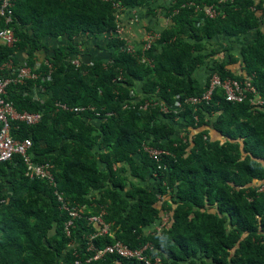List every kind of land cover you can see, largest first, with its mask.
I'll use <instances>...</instances> for the list:
<instances>
[{"label": "trees", "instance_id": "trees-1", "mask_svg": "<svg viewBox=\"0 0 264 264\" xmlns=\"http://www.w3.org/2000/svg\"><path fill=\"white\" fill-rule=\"evenodd\" d=\"M155 2L12 0L11 20L0 15V30L11 27L16 37L0 43V77L16 75L21 52L39 74L6 88L18 111L41 114L36 124L13 120L11 134L32 139L34 160L54 165L57 189L80 213L72 219L45 179L25 174L21 157L0 162V264H144L113 254L88 261L92 215L109 225L91 240L96 249L120 240L131 249L150 244L162 264H264V106L227 101L219 87L208 101H185L202 94L214 70L249 76L264 94V2L174 0L165 8L170 26L148 52L113 38L98 45L108 57L81 53L75 37L117 30L115 3L152 13ZM208 4L222 14L207 16ZM218 38L224 45L215 48ZM145 143L170 154L156 162ZM165 214V226L147 233Z\"/></svg>", "mask_w": 264, "mask_h": 264}, {"label": "built area", "instance_id": "built-area-1", "mask_svg": "<svg viewBox=\"0 0 264 264\" xmlns=\"http://www.w3.org/2000/svg\"><path fill=\"white\" fill-rule=\"evenodd\" d=\"M0 15L5 17V21L9 22L12 18V11L11 6L13 5L12 0H0ZM232 2L233 0H229ZM228 0H217V4H220L221 6L225 3H227ZM117 9L116 14V23L118 24L117 30L111 31V32H120L122 25L119 22V15L120 12L123 9V7L119 3L114 4ZM178 10L174 9V12L172 14H175ZM203 11L207 16L214 17L217 14H222L217 5L215 4H208L203 7ZM167 17V16H166ZM168 18V17H167ZM168 21L170 18L167 19ZM170 22V21H169ZM109 33V32H107ZM160 32L157 31H147L143 38V43L141 46V49L143 51H149L154 44L158 42L160 39ZM115 38H121L119 35ZM122 39V38H121ZM16 41L14 30L11 27H6L4 29L0 30V43L6 44L8 46H12L14 42ZM127 49L129 52H135L138 48L135 43L126 42ZM146 55L144 56V61L147 62V64H151V58ZM73 64L75 66L81 65V57L78 56L75 59L72 60ZM39 74L32 72L30 68H22L18 71L16 80H19L20 82H25L26 79H37ZM24 78H26L24 80ZM12 81H15L12 78H0V161H7L12 160L14 156L21 157L24 167H25V174L29 177H39L42 179H45L49 185L54 189V194L57 197V200L60 203V206L63 207V209L67 210L70 214L72 219H75V217L80 216V213L75 206H71V204L67 201V199L64 197L63 193L57 189L58 182L56 181V177L53 170V164L51 162H38L33 159V156L31 154V149L33 147V141L30 138H24V139H17L11 134V127H12V121H21L26 122L28 124H35L41 120V114L40 113H32L28 111H18L13 102L6 100L4 98V94L6 92V88ZM220 88L223 92V95L227 101H248V103L256 108L262 106L264 104V97H260L256 90V88L252 85L249 78H231V77H225L222 78L221 75L217 71H213L210 73L208 78V83L205 85V89L202 92L200 96L196 97H188L185 101L187 103L196 105L201 103L202 101H208L210 99L212 91L216 88ZM147 99V98H146ZM150 99H147L142 103V107L148 108L153 101H148ZM161 109L165 111L166 113L172 112V109H170L169 105L166 103H160ZM178 105V103H175ZM57 105L68 110H73L74 112H78L80 110H83L82 107H73L71 105H68L67 103L63 102H57ZM195 119L196 116H193ZM144 145V151L146 154L155 161H158L161 159L163 154H167V152L164 149L155 147L150 145L149 143H145ZM169 219V215L165 214L160 224H156L155 227H153L152 230H161L165 224L167 223ZM89 221L92 222L94 225H96V231L89 235L88 240V248L87 252H94V255L92 257H89L88 261H91L92 259H101L106 255H117L119 257L123 258H137L141 261H143L145 264H161V258L159 256L150 255L147 254L146 251L149 249V244L143 245L142 247H137L131 249L128 245L124 244L120 240L114 241L111 244H107L104 248L96 249V247L92 244L91 240H93L94 237L105 234L109 231V225L106 224L102 218L101 215H92L89 217ZM72 224L71 220L67 222L66 229L67 232L69 231V224ZM80 260H76L75 264H80Z\"/></svg>", "mask_w": 264, "mask_h": 264}, {"label": "crops", "instance_id": "crops-1", "mask_svg": "<svg viewBox=\"0 0 264 264\" xmlns=\"http://www.w3.org/2000/svg\"><path fill=\"white\" fill-rule=\"evenodd\" d=\"M173 2L174 0H157V2H155L152 6L154 8V13H149L145 6L127 7L126 9L122 10L119 15L118 20L122 25L121 31L119 33H104L98 38L86 37L85 35H82L81 37H75L74 39L78 42V47L81 53H87V56H89V58H87L89 60L91 58H100V56L103 58L106 56L108 57L107 54L109 53V49L99 48L98 45L103 46L106 44V42L117 37L118 35L124 39L125 42L128 41L140 46L143 43V38L147 31H157L161 33L162 30L170 26L171 21L169 20V22L167 20V10H165V8L169 7ZM247 37L249 36H246V38ZM59 39L62 41L66 40V36L53 39L52 43L58 44ZM246 41L251 42L250 38H248ZM212 44L215 48H220L224 45V41H222V38H218L213 40ZM79 56L81 59H83V55ZM26 58L27 55L21 52L17 61L22 64L26 62ZM197 73L199 74H197L199 77L204 76L203 71H198ZM135 88L137 92H140V85H136ZM30 94L35 99H39L41 95L38 88H35L32 92H30Z\"/></svg>", "mask_w": 264, "mask_h": 264}, {"label": "clouds", "instance_id": "clouds-1", "mask_svg": "<svg viewBox=\"0 0 264 264\" xmlns=\"http://www.w3.org/2000/svg\"><path fill=\"white\" fill-rule=\"evenodd\" d=\"M1 2V1H0ZM14 30V29H13ZM15 35V34H14ZM16 38V37H15ZM14 66V63L11 61V62H9V63H7V64H5L4 65V67L5 68H7V69H10V68H12ZM22 68H30L31 69V71H32V68L31 67H29V66H27V64H26V62L25 63H23V64H20L18 67H16L15 68V76L14 77H5V78H12V79H14L15 81L14 82H17V83H24L23 81L22 82H20L19 80H16L15 78L17 77V73H18V71L20 70V69H22ZM33 72V71H32ZM239 74H242V75H244V73H239ZM0 78H4V76L3 77H0ZM243 78H249L250 79V81H251V77H249V76H243L242 78H238V79H243ZM26 78H24V80H25ZM29 79H31V78H29ZM29 79H26V80H29ZM25 80V81H26ZM13 82V81H12ZM251 83H252V81H251ZM253 85V84H252ZM254 87H255V85H253ZM256 88V87H255ZM257 90V89H256ZM257 92H258V94L257 95H259L260 97H264V94H262L261 92H259L258 90H257ZM248 102V101H247ZM249 104V103H248ZM68 105H70V104H68ZM250 105V104H249ZM71 106H73V105H71ZM251 107H254V106H252V105H250ZM264 106V104L262 105V106H260V107H258L257 109H260V108H262ZM73 107H75V106H73ZM255 109H256V107H254ZM36 124V123H35ZM183 134H184V132H180L179 133V136H183ZM18 139V138H17ZM32 140V139H31ZM165 150V149H164ZM166 152H167V154H163L162 155V157H161V159L160 160H158V161H156V162H162L163 161V158H164V155H169L170 153L167 151V150H165ZM15 157V156H14ZM14 157H13V159H14ZM12 159V160H13ZM34 159V158H33ZM154 160V159H153ZM7 161H11V160H7ZM0 162H5V161H0ZM23 162V161H22ZM11 193V192H10ZM9 193V194H10ZM153 227H155V226H151V227H148L147 229H146V232L147 233H152V232H154V230H156V229H154V230H152L153 229ZM144 246H145V244H143ZM143 245H141V246H139V247H142ZM147 245V244H146ZM149 249L146 251V253L147 254H150V255H153V254H151V253H149V251L150 250H152V246L149 244ZM135 258V257H134ZM134 258H126V259H134ZM135 259H137V258H135ZM139 260V259H138ZM141 261V260H140ZM143 262V261H142ZM145 264V263H144ZM161 264H162V260H161Z\"/></svg>", "mask_w": 264, "mask_h": 264}, {"label": "rangeland", "instance_id": "rangeland-1", "mask_svg": "<svg viewBox=\"0 0 264 264\" xmlns=\"http://www.w3.org/2000/svg\"><path fill=\"white\" fill-rule=\"evenodd\" d=\"M249 37L246 38V40L248 39ZM224 40V39H223ZM245 40V39H244Z\"/></svg>", "mask_w": 264, "mask_h": 264}]
</instances>
